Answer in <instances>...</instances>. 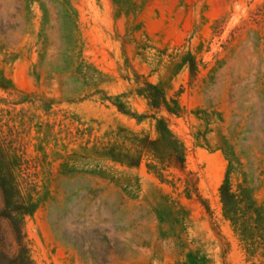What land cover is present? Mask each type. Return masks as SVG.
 Masks as SVG:
<instances>
[{
	"label": "rangeland",
	"instance_id": "1",
	"mask_svg": "<svg viewBox=\"0 0 264 264\" xmlns=\"http://www.w3.org/2000/svg\"><path fill=\"white\" fill-rule=\"evenodd\" d=\"M224 186L264 216V0H0V264H263Z\"/></svg>",
	"mask_w": 264,
	"mask_h": 264
},
{
	"label": "trees",
	"instance_id": "2",
	"mask_svg": "<svg viewBox=\"0 0 264 264\" xmlns=\"http://www.w3.org/2000/svg\"><path fill=\"white\" fill-rule=\"evenodd\" d=\"M149 147L153 152H158L159 163L175 166L181 172L185 170L183 146L170 132L165 131V134L162 135L161 139L157 142L149 143L147 148ZM151 167L157 169L156 165H152ZM158 174L162 176L159 171ZM5 184L6 183L3 181V186ZM6 188L7 191H9L7 185L5 186V191ZM221 195L227 217L235 226L236 231L241 237V241L245 244L247 252L253 257L259 255L264 258V216L261 215L260 211L255 208L251 202L247 203L244 200H241V204H244V206L241 207L240 224L238 218V203L229 194L227 186H224L221 189ZM7 206H9L8 208L10 209V205L7 204ZM24 214V212L20 213V216H23Z\"/></svg>",
	"mask_w": 264,
	"mask_h": 264
}]
</instances>
